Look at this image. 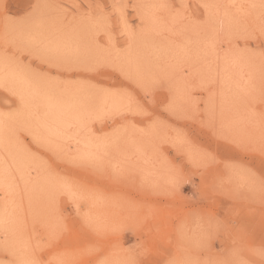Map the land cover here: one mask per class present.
Listing matches in <instances>:
<instances>
[{
    "label": "rangeland",
    "instance_id": "obj_1",
    "mask_svg": "<svg viewBox=\"0 0 264 264\" xmlns=\"http://www.w3.org/2000/svg\"><path fill=\"white\" fill-rule=\"evenodd\" d=\"M259 4L0 0V62L75 99V133L97 146L78 153L73 129L55 139L61 151L32 141L24 128L36 111L23 118L0 88L4 144L29 182L12 195L0 186V245L49 264H206L235 248L255 264L251 249L264 242V158L251 150L264 136Z\"/></svg>",
    "mask_w": 264,
    "mask_h": 264
},
{
    "label": "bare ground",
    "instance_id": "obj_2",
    "mask_svg": "<svg viewBox=\"0 0 264 264\" xmlns=\"http://www.w3.org/2000/svg\"><path fill=\"white\" fill-rule=\"evenodd\" d=\"M249 74H251V73H249ZM241 75H242V73H241ZM243 77H244V74H243ZM170 79H173V78H170ZM249 80H251V79H249ZM237 82H239V81H237ZM237 84H239V83H237ZM38 86L31 83V79L27 76H23L21 74V72L18 71L17 69L8 68L5 66V64L3 62H0V88L4 89L8 94L14 96L17 99V101H18L17 103H19L20 109L22 110V111H20L21 112L20 115L23 114L24 115L23 118L30 117L31 115H33V113H35L34 111H36V113H35L36 116H35V119L33 121L32 128H24L25 133H27L29 135V137L31 138V140L34 142L44 144L45 147H48L50 145L53 146V144H54L53 142H55V139H57V138L60 139L63 136V133H65L66 131H69V130L72 131V129H73V132L75 133L76 129H78V126L81 124L82 112L77 110L80 107V105H79V103H77V101L75 99H71L70 97L68 99H62L63 97L60 98L57 95L52 94V92L49 93V92L45 91L46 89L43 90ZM110 99H111V97H110ZM100 101H101V99H100ZM109 102H111V101H109ZM39 108H42L41 113L40 112L37 113V110ZM86 111H87V109H86ZM1 114H4V113H2L0 111V186L2 187L4 193H7L8 195H12L13 193H16V190H20L22 188L24 189V187H26L27 183H29V182H27L26 177H25V173H23L19 169V167L17 168L18 172H15V169L11 165V164L15 165V157L11 155V150L10 151L7 150L6 146L4 144L6 141L5 127L8 123V118L5 117V115H1ZM70 131H69V134H70ZM79 132L77 134L72 133L71 135H69L67 133V135L72 137L71 139H72L74 146L72 144H70V145H72L71 147H73V148L75 147L78 150V153L81 152L82 154H85V155H89V154L92 155L93 153H95V150H97L96 143L91 141L90 139L87 140L86 137ZM85 134H87V133H85ZM58 139H57V141H58ZM71 139H70V141H71ZM67 140H69V139H67ZM8 143H9V141H8ZM57 143H59V142H57ZM57 143H56V145H57L56 148H58V146H59V149L61 151L62 147L60 148V145ZM69 143L70 142H67L66 145ZM6 144H7V142H6ZM2 149L5 153L2 152ZM52 150L55 151V149H53V147H52ZM7 151H8V153H7ZM57 152H59V151H57ZM76 155L77 154H75V156ZM137 173H139V172H137ZM17 175L20 176L22 184H20L18 177H15ZM135 178H137V177H135ZM67 191L69 192L68 194L66 193L67 196L70 199H74V196L70 193L69 189H67ZM24 193H26V192H23V194ZM24 198H25V196H24ZM9 201H10V198H9ZM17 201H18V199H17ZM87 213H88V211H87ZM3 220L4 219H2V221ZM9 224H12V223H9Z\"/></svg>",
    "mask_w": 264,
    "mask_h": 264
},
{
    "label": "snow or ice",
    "instance_id": "obj_3",
    "mask_svg": "<svg viewBox=\"0 0 264 264\" xmlns=\"http://www.w3.org/2000/svg\"><path fill=\"white\" fill-rule=\"evenodd\" d=\"M205 7H208L205 5ZM251 7L255 8L257 5L253 4ZM261 10L260 14V21L261 25L259 28V35L261 38H264V0H260V4L258 6ZM245 41L249 39L255 38V30L248 31L244 37ZM229 43H231V40H229ZM245 50H247V44L245 45ZM260 59H261V67L264 68V48L260 51ZM261 103L264 104V75H262L261 79ZM137 109L142 114H147L146 109L143 105H141L139 102H137ZM262 121H264V110L260 113ZM253 151H258L260 156L264 158V136L261 137L258 147L252 148ZM213 161L215 160L214 157L211 156V154H208ZM254 175V174H253ZM259 184L261 186L262 191H264V173L260 175ZM75 187L74 184H69L68 188L71 193L72 189ZM242 251L241 248H235L232 251V257L233 258H218L214 260L207 261L206 264H254V262L243 259L240 257L239 253ZM253 254L258 257V261L255 262V264H264V242L261 243V245L258 248L251 249ZM141 256L147 257L148 253L147 250H144L140 253ZM3 257H9V258H3ZM0 264H49L48 261H45L41 259L40 257H33L30 259L21 260L16 257L15 253L12 252L10 249L7 241H5L2 245H0ZM97 264H108L107 261H98ZM127 264H190L188 261H180L177 259H170L168 261H159V260H150V259H135L132 261L127 262Z\"/></svg>",
    "mask_w": 264,
    "mask_h": 264
}]
</instances>
